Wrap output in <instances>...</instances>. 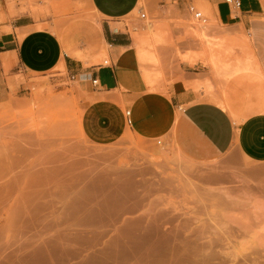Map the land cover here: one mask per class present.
<instances>
[{
    "label": "rangeland",
    "instance_id": "obj_1",
    "mask_svg": "<svg viewBox=\"0 0 264 264\" xmlns=\"http://www.w3.org/2000/svg\"><path fill=\"white\" fill-rule=\"evenodd\" d=\"M141 4L143 1L134 13L121 20L130 29L136 26L146 29L152 43L171 46L174 62L180 59L193 64L201 58L215 70L227 74L236 73L243 65L252 67L250 54L243 60L233 54L232 50L239 51L238 46L226 47L227 38L237 35H228L226 30L232 28L218 25L212 13L205 14L196 3L188 5H194L206 17L203 24L193 17L188 5L184 14L160 19V15H150ZM141 12L145 13L144 18H140ZM70 18L77 19L78 13ZM90 22L95 36L94 27L99 19L93 11ZM236 38L246 39L244 34ZM181 43L193 50L181 54ZM138 56L145 74L151 77L147 70L149 63L157 68L150 66L154 76L161 75L157 54L139 50ZM60 65L34 75L18 72L14 76L16 80L7 84L8 96L0 101V185L11 184L9 191H0V264H80L83 257L87 262L86 243L78 246L73 239L69 240L75 233L85 237L90 231L85 230L90 229L88 226L76 227L77 221L89 206L96 205L104 194L121 184L118 182L125 181L126 173L131 171L135 173L131 188L137 193L131 202L138 204L120 220L148 216L151 209L152 212L155 209L154 216L162 209L164 216L176 219L166 227L172 228L181 222L189 230L204 227L209 237L218 234L216 237L223 238L216 251L219 248L221 254L222 251L236 254L238 264H264V162L243 159L234 152L196 161L179 154L173 143L163 139L160 143L135 139L129 132L107 145L92 143L78 127L79 114L88 100L86 86L81 79H70L65 67ZM87 87H91L89 82ZM238 121L234 119L235 123ZM91 178L94 179L91 181ZM81 185L90 192H94L95 186H105V189L99 195L96 193L97 199L94 195L85 212L76 217L67 212L69 205L65 199ZM217 190L226 194L219 196L216 193L222 192ZM72 251L80 253L67 257L65 263L64 257Z\"/></svg>",
    "mask_w": 264,
    "mask_h": 264
},
{
    "label": "crops",
    "instance_id": "obj_2",
    "mask_svg": "<svg viewBox=\"0 0 264 264\" xmlns=\"http://www.w3.org/2000/svg\"><path fill=\"white\" fill-rule=\"evenodd\" d=\"M141 1L160 19L196 3L218 25L232 28L228 35H237L227 38L226 47L238 46L233 54L243 60L250 54L252 67L227 74L201 58L174 62L171 46L152 43L146 29H130L121 20ZM240 1L232 8L224 0H0V101L18 72L45 73L61 64L86 86L78 127L92 143L107 145L129 132L135 139L173 143L196 161L234 152L264 162V0ZM92 11L99 19L95 36ZM75 13L77 19H68ZM243 34L241 43L236 37ZM179 47L181 54L193 50L186 43ZM139 50L158 55L161 75L154 76L149 63L151 77L142 71ZM10 189L0 185V191Z\"/></svg>",
    "mask_w": 264,
    "mask_h": 264
},
{
    "label": "bare ground",
    "instance_id": "obj_3",
    "mask_svg": "<svg viewBox=\"0 0 264 264\" xmlns=\"http://www.w3.org/2000/svg\"><path fill=\"white\" fill-rule=\"evenodd\" d=\"M126 174L128 178L124 177L126 179L125 181L118 182L121 184L119 185L117 183L118 186L115 189L110 190V192L108 191L109 193H107L106 195L104 194L103 199L100 202H98L94 206H92L90 202L91 206L87 208L88 210L85 209L86 212L84 208L87 206L90 199L94 195L96 196L97 199L99 195L98 193H103L105 186H99V188H96V186L94 185L95 186L94 192H90L91 190H89L88 187L86 188L84 185H81L80 187L77 186L78 191L75 192L71 191L69 196L66 195L65 200L67 205L69 206L67 207L65 205V207L68 208L67 209L68 213H71L73 215L75 214L76 216V214L80 212H85L83 216L81 215L82 218L80 219V221L77 219L78 220L77 222L79 223L77 224L76 227L82 228V226H85V228L88 227L90 228L87 230L83 227L86 231L90 230L89 233L87 232L88 234H86L85 237H81L80 235H77L79 234V232L75 230V232L77 231L78 233L72 231L75 233V237L69 238V240L73 239L72 241L76 242L78 246H79L78 243H86L87 247L85 246V250H87L86 252H88L86 256L87 262H85V258L83 257L82 262L78 261L80 264H238V260H236L237 257H235L236 254H233L232 252L228 253L226 251L225 253H223L222 251L221 254V251H218L219 248L217 249V251L215 250V248L219 245V242L223 239L219 237L220 235L216 237L218 234L217 235L214 234L215 237H209L208 236L209 234L206 235L204 227L199 228L198 226H195V228L191 227L192 229L189 230L190 223L189 224L184 223V225H187L189 228L182 226L183 225V224L181 225L182 222L179 224L175 223L172 228H170V226L166 227V224L169 223L171 224L176 219L174 217L168 218L167 216H164L162 209L161 212L158 211V209H156L159 213L157 214L155 213L154 216L152 213L155 211V209L153 212H152L153 209L151 210L148 209L150 211L148 213V216L151 213L152 214L151 217L144 216L143 214L144 217L143 216H138L136 218L128 217L123 220H120L123 214L125 215L127 213L130 214L131 212H133L138 204L131 202L132 199L137 194L136 192H134V189L131 188L135 183L134 181L135 173L131 171ZM181 175H184V173ZM92 179L94 178H91V181ZM112 181L114 182L115 180L112 179ZM94 182H92V184ZM106 182L107 181L105 179L104 183ZM117 184H115V186ZM218 192H222V193H216L219 196L226 194L221 190ZM80 193H81V197L79 195ZM165 215L167 214L165 213ZM79 216L77 215L76 217ZM68 217H71V215ZM165 217H167V219H165ZM74 220L76 221V219ZM64 240H68V239H64ZM67 242L70 243V241ZM78 253L80 252L72 251V253L67 254V256L64 257V259L66 260L67 257H72V256L74 257ZM245 257L246 256H243V260H245ZM67 261L68 258L64 262L66 263Z\"/></svg>",
    "mask_w": 264,
    "mask_h": 264
},
{
    "label": "built area",
    "instance_id": "obj_4",
    "mask_svg": "<svg viewBox=\"0 0 264 264\" xmlns=\"http://www.w3.org/2000/svg\"><path fill=\"white\" fill-rule=\"evenodd\" d=\"M224 2L226 4H228L232 8H237L241 4V1L240 0H224ZM188 10L190 12H192L193 17L197 21H201L202 24L206 21V17H204V15L201 14V11H198L194 5L189 4L188 5ZM144 17H145V13L144 12H141L140 13V18H144ZM69 77H70V79H74V75L73 74H69ZM91 83H92V85H96L98 83L97 82V79L96 78L92 79L91 80Z\"/></svg>",
    "mask_w": 264,
    "mask_h": 264
}]
</instances>
